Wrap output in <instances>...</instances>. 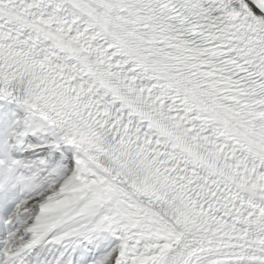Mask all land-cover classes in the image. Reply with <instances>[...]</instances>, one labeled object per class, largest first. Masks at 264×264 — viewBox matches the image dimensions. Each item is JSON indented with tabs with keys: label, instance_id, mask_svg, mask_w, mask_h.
I'll use <instances>...</instances> for the list:
<instances>
[{
	"label": "snow or ice",
	"instance_id": "6c2138e0",
	"mask_svg": "<svg viewBox=\"0 0 264 264\" xmlns=\"http://www.w3.org/2000/svg\"><path fill=\"white\" fill-rule=\"evenodd\" d=\"M0 264H264V0H0Z\"/></svg>",
	"mask_w": 264,
	"mask_h": 264
}]
</instances>
